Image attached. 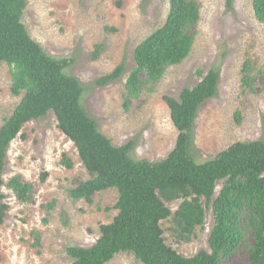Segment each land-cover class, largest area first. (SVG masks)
<instances>
[{"label": "rangeland", "instance_id": "374dc122", "mask_svg": "<svg viewBox=\"0 0 264 264\" xmlns=\"http://www.w3.org/2000/svg\"><path fill=\"white\" fill-rule=\"evenodd\" d=\"M201 18L190 28L195 42L188 58L169 67L153 91H144L125 107L126 82L136 68V48L161 28L170 0H28L23 23L51 56L73 58L67 70L84 88L82 105L99 130L116 147L133 143L134 160L159 162L176 147L178 131L164 98H179L197 86L210 71L219 73L217 94L200 107L194 127L192 155L204 163L237 142H264V23L254 13L253 0H197ZM98 55V56H97ZM252 63L259 78L254 92L242 86V69ZM124 75L106 86L96 81L118 66ZM12 68H0V130L24 96L11 92ZM240 113V124L236 113ZM70 159L73 168L64 164ZM33 185L32 200L21 202L8 187L14 177ZM10 210L0 225V264H74L69 247L89 248L101 236V227L118 215L119 193L95 194L92 203L74 200L70 190L91 179L74 143L58 128L53 112L24 125L10 146L3 173ZM223 187L217 184L214 198ZM203 226L189 241L176 231L172 217L161 222L168 246L184 257L210 252L214 226L212 205ZM182 201L166 203L174 213ZM251 243L252 239L248 238ZM107 264H142L131 253H120ZM223 264H250L242 247Z\"/></svg>", "mask_w": 264, "mask_h": 264}, {"label": "trees", "instance_id": "16d2710c", "mask_svg": "<svg viewBox=\"0 0 264 264\" xmlns=\"http://www.w3.org/2000/svg\"><path fill=\"white\" fill-rule=\"evenodd\" d=\"M234 0H226L232 9ZM28 0H0V68H12L11 92L24 94L12 116L0 130V225L9 213L3 173L10 146L25 124L53 112L58 128L74 143L91 175L70 190L74 200L86 199L109 189L119 193L118 215L101 227V236L89 248L69 247L74 264H107L120 253H131L142 264H223L235 251L245 247L250 264H264V142H237L213 159L198 163L192 155L194 127L200 107L217 94L219 73L210 71L179 98L166 96L171 120L178 131L175 149L159 162L138 161L131 157L134 144L116 147L100 132L82 105L84 88L68 74L73 58L58 59L48 54L23 23ZM256 19L264 23V0H253ZM201 18L197 0H170L164 25L135 50L136 68L126 82L125 107L144 91L152 92L169 67L178 66L190 55L195 37L190 28ZM98 56V55H97ZM252 63L242 69V86L254 92L259 76L252 75ZM125 65L98 79L106 86L120 79ZM264 74V72H259ZM240 124V113H236ZM64 164L73 163L64 157ZM219 181L223 187L216 198ZM8 187L21 202L32 200L33 185L12 178ZM212 205L214 226L210 252L184 257L168 246L161 222L172 217L176 231L189 241L205 223L206 209ZM182 201L173 213L166 205ZM248 238L252 242H248Z\"/></svg>", "mask_w": 264, "mask_h": 264}]
</instances>
